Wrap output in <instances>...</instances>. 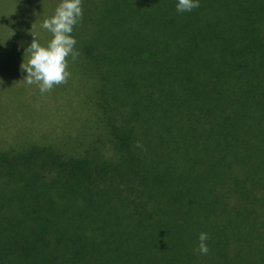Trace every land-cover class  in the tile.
I'll list each match as a JSON object with an SVG mask.
<instances>
[{"label": "trees", "instance_id": "trees-1", "mask_svg": "<svg viewBox=\"0 0 264 264\" xmlns=\"http://www.w3.org/2000/svg\"><path fill=\"white\" fill-rule=\"evenodd\" d=\"M57 3L0 0V264H264V0H81L41 94Z\"/></svg>", "mask_w": 264, "mask_h": 264}, {"label": "clouds", "instance_id": "clouds-1", "mask_svg": "<svg viewBox=\"0 0 264 264\" xmlns=\"http://www.w3.org/2000/svg\"><path fill=\"white\" fill-rule=\"evenodd\" d=\"M198 6L199 0H175L174 4L177 12H190ZM81 15V0H58L53 13L40 22V27L50 33L46 44H40L31 34L33 39L23 51L26 59L22 58L19 70L24 73L22 80L28 85H35L41 94L51 90L54 85L64 83L69 77L68 60L75 61L79 55L74 47L75 38L70 33ZM207 239L205 232L197 236L196 250L201 254L208 251Z\"/></svg>", "mask_w": 264, "mask_h": 264}, {"label": "rangeland", "instance_id": "rangeland-1", "mask_svg": "<svg viewBox=\"0 0 264 264\" xmlns=\"http://www.w3.org/2000/svg\"><path fill=\"white\" fill-rule=\"evenodd\" d=\"M3 37H0L2 40ZM6 40V39H5ZM16 68V59L12 56H9V59H0V73L1 74H10L13 73V70Z\"/></svg>", "mask_w": 264, "mask_h": 264}]
</instances>
